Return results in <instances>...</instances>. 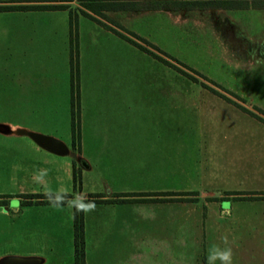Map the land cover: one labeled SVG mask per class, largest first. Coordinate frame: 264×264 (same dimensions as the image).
Here are the masks:
<instances>
[{"label":"rangeland","instance_id":"obj_1","mask_svg":"<svg viewBox=\"0 0 264 264\" xmlns=\"http://www.w3.org/2000/svg\"><path fill=\"white\" fill-rule=\"evenodd\" d=\"M259 8L229 11L238 40L216 33L204 12L182 20L154 11L118 14L120 27L154 44L167 56L148 48L161 58L71 13L80 86L90 98L78 104L75 91L72 108L60 92L69 74L55 64L45 71L44 43L26 39L15 21L24 16L0 11V123L70 148L56 155L26 134H0V193L8 196L0 255L23 256V236L40 235L56 244V264H72L73 208L82 212L87 264L104 261L109 243L122 247L126 264H222L219 254L229 249L230 264H264ZM24 194L68 195L58 202L71 205L14 212ZM90 202L94 210H78Z\"/></svg>","mask_w":264,"mask_h":264},{"label":"crops","instance_id":"obj_2","mask_svg":"<svg viewBox=\"0 0 264 264\" xmlns=\"http://www.w3.org/2000/svg\"><path fill=\"white\" fill-rule=\"evenodd\" d=\"M14 1V2H10ZM204 0H200L198 2L194 3H185L182 6L176 7V6H167L159 9H139V10H109V11H102L106 16L109 17L111 21L115 24V26L107 23L106 21L98 18L97 15H95L93 12L87 10L81 5V2L79 0H0V5H18V4H25V5H65V8H58V9H31V10H9L8 12L12 13H20L24 17L15 19V21L19 22L20 25L24 26L25 30V36L26 39L30 41H40L43 44L44 49H46V52L43 56L44 61L40 62V65L45 67V71L50 69V66L52 64H55V66L59 67L62 71V73L65 75L69 74L68 80H63L62 87H60V92L63 98V101L68 103L70 107L72 108V101L74 100L75 91L73 92L71 87V78H72V72L74 71L71 67V53L76 48L78 49V42L76 36V28L72 30V24L73 21H71V13H77L80 12L82 14V10L86 11L90 15L94 17V19L90 18L96 25L99 24V26H103L108 34L112 33L119 38L123 39L120 35H118L115 30L121 31L119 28L120 25L118 24V14H121L123 12L126 13H135V12H164L168 14L172 19L174 20H182L185 19L186 16L193 11L196 12H204V14L207 15V17L210 18L211 24L214 26V30L216 33H218L221 36L230 37L231 39L239 38L238 31H237V23L235 19L232 17V15L229 14V11L233 10H247V9H254V10H260V8H253V7H247V8H236V7H224L223 4L218 3V0H215L211 3L203 2ZM264 9V8H262ZM84 15V14H82ZM86 16V15H84ZM18 23V24H19ZM78 27V24H77ZM23 30V31H24ZM125 40L127 44V40ZM51 43H56L55 45H51ZM53 50V51H52ZM77 72H78V90H77V98H78V104L81 103V99L84 101H88L90 98L88 94L85 93V89L80 86V79H79V72H80V66L83 62H80V49L77 51ZM51 54L54 57V60L50 57ZM93 91H98L97 89H92ZM91 92V89L88 93ZM83 96V98H82ZM88 96V97H87ZM71 101V103H70ZM70 108V116L72 120V113L73 110ZM79 112V109H78ZM0 124L7 125L11 131H16L17 129H24L28 132L30 131L26 128H22V126L18 124H13L10 122H3ZM9 133L4 135L9 136H18L15 133ZM38 133V132H36ZM14 134V135H13ZM41 134V133H40ZM49 136V135H47ZM53 137L59 141L60 139ZM71 137H72V129H71ZM31 139V138H30ZM32 140V139H31ZM33 141V140H32ZM34 142V141H33ZM67 148L66 154L63 155H69L70 148L69 144L64 143L61 141ZM35 143V142H34ZM36 144V143H35ZM37 145V144H36ZM38 146V145H37ZM41 148L40 146H38ZM43 149V148H41ZM45 150V149H43ZM47 151V150H45ZM49 152V151H47ZM52 153V152H49ZM54 154V153H52ZM58 155V154H56ZM3 196V197H1ZM0 200H4V202H0V211H2V207L6 205V202L8 200V196L6 194L0 193ZM19 203L13 208L14 212L21 211L22 208H32V210H48L50 209V212L52 211V208H58V207H64L71 205L68 202H58V199L60 198H52L54 202H36V201H43L46 200L45 198H23L18 197ZM29 200L31 201L30 204H22L23 201ZM6 212L9 210V208H5ZM4 211V210H3ZM57 212V211H56ZM72 216V235H73V208L71 211ZM41 235H45L46 233L43 231H40ZM38 235L37 237H34V239H29V236H23V243L25 242L27 245L28 252L27 254H24L23 256H37L42 258V262L40 264H44L46 262L53 261L54 264L57 263L56 254L52 251L56 250V244L46 242L44 241L43 237ZM33 238V237H32ZM85 240V235H84ZM72 242H73V236H72ZM116 245V244H115ZM72 253H70L69 257L72 258V264H74V245H72ZM105 253H104V261L99 260L97 263L94 264H126V253L122 257V247L119 248L112 245V243L105 244ZM126 250V249H125ZM45 251H51V252H45ZM84 254H85V264H87L86 261V244L84 242ZM50 255V256H49ZM6 256V255H4ZM3 257L0 255V258ZM52 257V258H51Z\"/></svg>","mask_w":264,"mask_h":264},{"label":"trees","instance_id":"obj_3","mask_svg":"<svg viewBox=\"0 0 264 264\" xmlns=\"http://www.w3.org/2000/svg\"><path fill=\"white\" fill-rule=\"evenodd\" d=\"M81 5L87 10L93 12L94 14H102V11L109 10H139V9H159L167 6H182L185 3H194L200 0H79ZM215 0H204L203 2L211 3ZM218 0V3L223 4L224 7H236V8H259L264 7V0L260 1L257 4L256 0ZM14 2V1H10ZM256 2V3H255ZM65 5H0V11H9V10H31V9H58L65 8ZM82 14L86 15L89 18L94 19L92 15L86 11H81ZM121 31L115 30V32L126 39L129 43L133 44L142 51L157 56L151 49L148 47L157 50L158 52L164 54L160 49H158L154 44L147 41L145 38L137 35L136 33L126 30L123 27H119ZM161 58V57H159ZM177 63H180L176 59L170 58ZM164 62L168 63L166 59H162ZM182 66L186 67L182 63ZM71 67L73 68L72 78H71V87L73 92L78 90V72H77V49L75 48L71 53ZM74 105V102L72 101ZM72 105V107H73ZM73 110V109H72ZM73 115V113H72ZM73 119L71 120V127L73 128ZM73 135V134H72ZM68 195H58V194H46V195H35V194H24V198H45L46 200L36 201V202H54L52 198L67 197ZM31 201L25 200L22 204H30ZM84 225L82 219V212L74 213L73 218V245H74V264H85V254H84Z\"/></svg>","mask_w":264,"mask_h":264},{"label":"water","instance_id":"obj_4","mask_svg":"<svg viewBox=\"0 0 264 264\" xmlns=\"http://www.w3.org/2000/svg\"><path fill=\"white\" fill-rule=\"evenodd\" d=\"M11 129L4 124H0V133H12ZM13 133L17 135H28L38 146L54 154H66V146L59 140L36 132H28L24 129H17ZM42 258L37 256H3L0 258V264H40Z\"/></svg>","mask_w":264,"mask_h":264},{"label":"clouds","instance_id":"obj_5","mask_svg":"<svg viewBox=\"0 0 264 264\" xmlns=\"http://www.w3.org/2000/svg\"><path fill=\"white\" fill-rule=\"evenodd\" d=\"M95 209V204L94 202H90L87 206H84L83 204H80L78 206V210H84L85 212L87 211H92ZM231 250H226L223 251L219 254V259L222 261V264H230L231 261Z\"/></svg>","mask_w":264,"mask_h":264},{"label":"flooded vegetation","instance_id":"obj_6","mask_svg":"<svg viewBox=\"0 0 264 264\" xmlns=\"http://www.w3.org/2000/svg\"><path fill=\"white\" fill-rule=\"evenodd\" d=\"M239 38H235V40H238Z\"/></svg>","mask_w":264,"mask_h":264}]
</instances>
